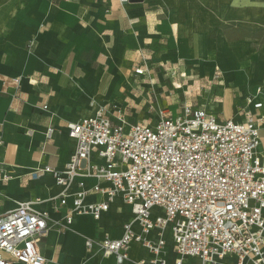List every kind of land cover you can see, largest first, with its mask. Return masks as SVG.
Listing matches in <instances>:
<instances>
[{
    "label": "crops",
    "instance_id": "0c3cea01",
    "mask_svg": "<svg viewBox=\"0 0 264 264\" xmlns=\"http://www.w3.org/2000/svg\"><path fill=\"white\" fill-rule=\"evenodd\" d=\"M248 59L261 62L244 82L240 70ZM182 62L191 68L195 88L174 111L160 107L156 89L163 82L155 78V69L165 72L163 68ZM143 63L148 69L137 75L135 69ZM229 81L241 87L239 93L217 88ZM258 87L264 99V0H6L0 17V171L11 178L0 180V214L22 202L48 212L51 227L40 245L47 264H116L113 256L102 260L101 252H88L86 240L122 234L133 218L122 199L116 198L100 220L75 214L71 224L55 225L72 206L73 195L61 206L63 188L53 177H31L41 165L62 169L70 160L75 143L67 123L91 116L96 105L117 122L116 110L121 109L125 125L149 123L162 110L177 115L185 103L222 119L240 120V106ZM143 103L142 117L136 109L131 114L123 109ZM213 105L221 112L213 111ZM49 126L58 129L50 139ZM260 139L264 157V127ZM84 180L87 188L96 183L95 178ZM76 188L75 182L69 192ZM102 198L92 194L86 201ZM111 209H116V219ZM167 239L168 257L174 259L173 243ZM130 257L149 259L150 253L134 242ZM131 261L125 264H135ZM229 263L236 264L232 258Z\"/></svg>",
    "mask_w": 264,
    "mask_h": 264
},
{
    "label": "built area",
    "instance_id": "2783aa9c",
    "mask_svg": "<svg viewBox=\"0 0 264 264\" xmlns=\"http://www.w3.org/2000/svg\"><path fill=\"white\" fill-rule=\"evenodd\" d=\"M147 69L143 63L135 73L144 75ZM262 93L258 87L246 97L238 110L240 120L222 119L205 107L185 103L177 115L162 110L154 122L125 125L121 109L116 110L117 122L93 101L94 114L67 123L75 151L64 168L44 164L31 173L32 178L53 177L63 188L61 206L73 195L63 221L54 224L65 227L75 214L99 220L119 196L132 206L141 229H134L131 220L118 238H88L91 254L101 252L125 264L132 260L131 244L137 242L150 253L137 264H230V258L236 264H264ZM57 132L49 126L46 136ZM9 178V172L0 171V180ZM85 178L96 183L87 188ZM75 180L77 188L69 192ZM92 194L103 198L87 202ZM49 221L48 212L35 210L29 202L0 214V264H47L40 245ZM166 227L174 259L168 257Z\"/></svg>",
    "mask_w": 264,
    "mask_h": 264
},
{
    "label": "rangeland",
    "instance_id": "374dc122",
    "mask_svg": "<svg viewBox=\"0 0 264 264\" xmlns=\"http://www.w3.org/2000/svg\"><path fill=\"white\" fill-rule=\"evenodd\" d=\"M4 1H6V0H0V17H2V7H3ZM255 47H258V45L256 44ZM152 62H153V60H152ZM260 62L261 61L259 59H248V60H245L243 62L241 67H245V66L246 67L242 68L240 71H241L242 78L244 79V82L246 79L245 77H247L250 73L254 72V67L256 68V66H259ZM188 66H189L188 64L184 65V62H182V64L173 63L172 65L169 66L168 69L163 68L165 70V72H163L161 68L155 69V72H154L155 78L159 77L160 82L161 81L163 82L161 89H156L157 101H158V104L160 105V107L169 106L174 111V107H177L183 101V98L185 96H188V95H186V94H188L187 92L190 89L192 90L195 88L196 84L193 83V79H192L193 76H192V73L190 71L191 68ZM228 76H230V75H228ZM228 76H226L227 79L231 77V76L230 77H228ZM178 85H180L179 88L177 87ZM191 85H194V86H191ZM253 85H255V84H253ZM224 87L231 88V91L233 92V94L239 93V90H240L239 88H241L239 85L236 86L235 84L231 83L230 81L224 83L223 85H217V88L220 90H224L223 89ZM201 89H202V87H201ZM184 90H186V92ZM146 107H147V103H143L142 106H139L137 108L132 107L130 105H124L123 109H125L126 112L129 114H131L133 112L132 109H134V110L136 109L135 111H136L138 117H142L144 115V111H145ZM212 110L217 111L219 113L221 112L220 107H218L217 105H213ZM225 115L227 116V114H225ZM115 169H118V168H115ZM123 211H124V209H123ZM124 217H125V215L121 216V218H124ZM135 247L137 248V246H135Z\"/></svg>",
    "mask_w": 264,
    "mask_h": 264
},
{
    "label": "bare ground",
    "instance_id": "6f19581e",
    "mask_svg": "<svg viewBox=\"0 0 264 264\" xmlns=\"http://www.w3.org/2000/svg\"><path fill=\"white\" fill-rule=\"evenodd\" d=\"M178 84H179V83H178ZM177 87L179 88L180 85H178ZM245 88H246V86H245ZM247 89H248V88H247ZM248 96H249V95H248ZM75 182H76V180L73 182V184L71 185V187H73V186L75 185ZM85 182H87V181L85 180ZM118 197H119V196L115 197V198L111 201V204H112V202H113L114 200H117L116 198H118ZM120 198H121V197H120ZM120 198H119V199H120ZM121 199H122V198H121ZM122 201H123V199H122ZM114 203H115V202H114ZM114 203H113V206H114L115 208H117V207H118L117 204L120 203V202H119V200H118V203H117V201H116L115 205H114ZM123 203L126 204V205L130 208V211L132 212V215H133V217H134V213H133L132 206H131L130 204H127V203L124 202V201H123ZM116 205H117V207H116ZM110 206H111V205H110ZM119 206H120V205H119ZM112 208H113V207H112ZM109 210H110V207H109L108 211H109ZM115 210H116V209H115ZM115 210H114V211H115ZM151 210H152L153 212L156 211L155 208H152ZM108 211H107V212H108ZM112 211H113V209H111L110 213H114V214H113V216H114L115 213H117V211H115V212H114V211L112 212ZM130 211H128V213H129ZM107 212H106V213H107ZM106 213H105V214H106ZM128 213H127V214H128ZM119 215H120V214H118V216H119ZM120 216H121V215H120ZM120 216H119V217H120ZM108 217H110V216H108ZM111 217H112V215H111ZM111 217H110V218H111ZM101 218H102V217H101ZM101 218H100V219H101ZM110 218H107V219H110ZM113 218L116 219L115 216H114ZM100 219H99V220H100ZM120 220H121V219H120ZM120 220H119V221L117 220V222H120ZM121 221H122V220H121ZM104 222H106V220H105ZM115 222H116V220H115ZM110 223H114V220H113L112 218L110 219ZM116 224H117V223H116ZM105 225H106V226H109V225H107V222H106ZM132 225H133L134 229H135V226H137V227H138V231H140V229H141V228H140V225H139L138 222H137L136 220H134L133 218H132ZM151 232H156V229H153ZM164 236H165V238H166L167 241H168L167 238L169 237L170 240H171V242H172V238H171V236H170V234H169V228H168V227H166V229L164 230ZM105 258H106V257L102 258V260H104ZM107 258H108V257H107ZM131 262L137 264V263H136L137 261H131Z\"/></svg>",
    "mask_w": 264,
    "mask_h": 264
}]
</instances>
